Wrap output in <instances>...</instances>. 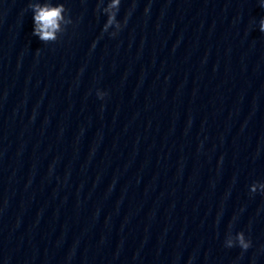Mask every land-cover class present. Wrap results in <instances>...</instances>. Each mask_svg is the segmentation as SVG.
<instances>
[{
  "label": "clouds",
  "instance_id": "9594fccd",
  "mask_svg": "<svg viewBox=\"0 0 264 264\" xmlns=\"http://www.w3.org/2000/svg\"><path fill=\"white\" fill-rule=\"evenodd\" d=\"M121 0H111V3L108 5V8L105 9L106 12L109 13L107 23L104 25L103 31H107V28L111 26L113 23H116V9L117 11L118 6L120 5ZM35 12L34 15V30L33 35L39 37L41 41L44 42H55L58 37L57 33L61 31V21H63L64 7L63 5L51 8L48 6L40 7L39 5L32 6ZM126 23V20H125ZM117 28H120V25L117 23ZM259 30L264 33V18L260 20ZM113 36L116 34L113 33ZM97 95L100 99H103L106 93L104 92H97ZM237 240L239 242V246L242 250H247L251 246L250 240H245L243 233L237 234ZM228 247H232V242H228Z\"/></svg>",
  "mask_w": 264,
  "mask_h": 264
}]
</instances>
